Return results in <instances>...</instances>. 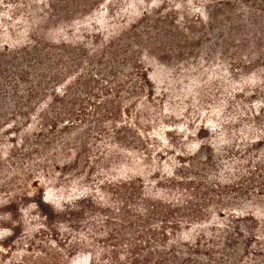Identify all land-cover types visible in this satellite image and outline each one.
Listing matches in <instances>:
<instances>
[{"label":"rangeland","instance_id":"rangeland-1","mask_svg":"<svg viewBox=\"0 0 264 264\" xmlns=\"http://www.w3.org/2000/svg\"><path fill=\"white\" fill-rule=\"evenodd\" d=\"M108 151L137 192L98 190ZM79 192L102 206L26 237ZM66 238L68 264H264V0H0V264Z\"/></svg>","mask_w":264,"mask_h":264},{"label":"trees","instance_id":"trees-1","mask_svg":"<svg viewBox=\"0 0 264 264\" xmlns=\"http://www.w3.org/2000/svg\"><path fill=\"white\" fill-rule=\"evenodd\" d=\"M7 49L12 48V46H6ZM204 127V126H203ZM203 129V128H202ZM165 134H168L167 132ZM223 142H219L218 145L222 144ZM197 144H191L190 146H188V150L187 153H190V151H192V149H194L196 147ZM109 156H113L112 162L109 163V167L107 172H105L106 178L104 177V179L101 180L99 186H98V190L100 191H104V190H120V192L126 193L128 192V190H133L134 192H137L139 189L137 186H132V184H136L138 179H139V166H138V160H131L128 159L126 157H124L123 155H118V154H114L112 151H108L107 152ZM176 160H177V166H181V165H185V160H183L182 158V154L181 156H179V154H177L175 156ZM115 167H119V170H116V174H111V171H115L114 169H116ZM177 167L174 168V171L176 170ZM125 169H129L128 172H124L127 171ZM178 169V168H177ZM174 171L170 172L171 175L168 173V170H166L165 172H162L161 178L163 180V183L168 184V183H174L175 177L174 175ZM110 173V174H108ZM128 173V174H126ZM104 174H100L101 178H103ZM230 179V178H229ZM16 180H19L16 179ZM22 181H26L23 179H20V183H22ZM188 181V180H187ZM34 183H37V181H35ZM144 184V183H142ZM179 184V183H177ZM23 185V184H22ZM184 185L187 186V188H184L185 190L188 191L189 195V189L188 186L190 185V182L184 183ZM11 190L9 192V198H12V195H14V193H16V191H21V189L19 190V188L17 186H15L14 184L11 185ZM24 189V188H23ZM141 189H144V185L141 187ZM230 189L231 192H234L233 187L228 188ZM34 193H36V191L34 192H26V195H33ZM238 195H243L242 192H236ZM184 193L179 194L178 196H176L174 202H172V200H168L165 199L162 196H154V198L148 199L145 198L144 201L148 202V206L151 210V213L154 217L158 218L159 220H169L170 218L173 217V215L175 214V210L174 207L177 205V202L179 201V198L182 197L183 200L184 198H186L188 196L187 195H183ZM228 195V194H227ZM50 197V196H48ZM149 197V196H147ZM188 204L192 202V200L196 197L194 194L188 196ZM182 198H180L182 200ZM104 198H98V199H93L90 198L87 194H85V192H79L78 194H76L75 196H72L70 198H66L64 203L59 202L60 200L58 198H56L54 201L53 200H49V198H39L38 201L40 202V204L42 206H44L45 208H47V216L44 217H40V221L37 223L36 226H32L34 228H32L31 230L27 231L25 235H27L26 237L28 238H33V236H35L36 234H40L43 232L42 229L45 228V224H43L42 221H45V219L49 220V221H63L64 219L67 218H73L74 216H76L77 214H82L84 212V210L88 207V206H92L94 208L102 206L101 201ZM214 202V200L210 201ZM26 203V201H25ZM30 205V206H29ZM224 205V203L222 202H215V206L218 207V209L220 207H222ZM24 207H31V204H28V206H24ZM126 205L124 206V208L122 209L123 211L126 210ZM20 209V208H19ZM20 211V210H18ZM197 213H200L199 211ZM218 215V213H215L214 215ZM234 216V215H232ZM251 219H256V216H254L253 214L250 216ZM101 223H106V220L102 221ZM65 225L64 224H58L56 227V230L58 231V234H60L62 232V228H64ZM178 228V224H175L174 227L171 230H176ZM6 231V230H5ZM55 231V230H54ZM165 235V234H164ZM168 235V233H167ZM166 236V235H165ZM54 245H56V240L53 239L52 240ZM52 241H48L47 244H43V246H40V251L37 253H34L32 251V247L31 248H27L25 250V252H23L25 255L20 257V262H17L16 264H68L67 262V256H65V254L59 253L60 251H62L65 247L68 246V244H70V242L72 240H70L69 238H66L63 240L64 245L62 247L59 248V251L57 250H52V248L50 247V245L53 247L52 245ZM1 248H7L5 244H1L0 245ZM132 247V246H131ZM64 251V250H63ZM5 253V252H4ZM160 253V252H159ZM161 257V256H158ZM159 264H164V262H160Z\"/></svg>","mask_w":264,"mask_h":264}]
</instances>
